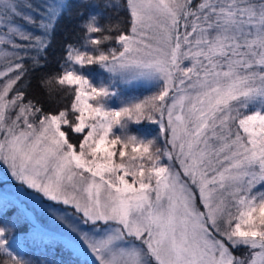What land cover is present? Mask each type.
I'll return each mask as SVG.
<instances>
[{
	"label": "snow or ice",
	"instance_id": "6c2138e0",
	"mask_svg": "<svg viewBox=\"0 0 264 264\" xmlns=\"http://www.w3.org/2000/svg\"><path fill=\"white\" fill-rule=\"evenodd\" d=\"M72 7L0 0V165L20 184L25 243L71 257L35 264H264V0H82L59 71L40 78L70 106L10 97ZM45 199L87 230L38 212ZM3 223L0 264H33Z\"/></svg>",
	"mask_w": 264,
	"mask_h": 264
},
{
	"label": "trees",
	"instance_id": "16d2710c",
	"mask_svg": "<svg viewBox=\"0 0 264 264\" xmlns=\"http://www.w3.org/2000/svg\"><path fill=\"white\" fill-rule=\"evenodd\" d=\"M33 2L38 4L41 2V0H33ZM121 2H123V0H121ZM71 3L73 5L71 10L72 18H69V16L65 15L61 19L52 40V44L47 49V61L43 62L45 63V66L42 68H37L34 71H30L26 78H23L21 81L17 82L13 91L11 92V94L14 95L16 89L25 91V100L32 99L34 102L39 101L45 111H50L52 113H55L66 106H70L72 96L70 94L65 95L60 89V86L55 83L42 87L40 78L59 71L58 61L63 55L62 46L66 41H72L76 38L75 32L78 30L75 28L77 22L75 14L77 9L82 6V0H71ZM112 15L113 19L115 20L117 18L116 14L113 12ZM125 15L126 14L124 12H121L119 14V18H123ZM32 30L39 34V30L37 28L33 27ZM46 88L51 90V99L49 97V92L46 91ZM78 138L79 134H76L71 139L73 142H75ZM27 230L28 223L25 219L23 225L16 233L18 235L19 245L28 247V250L31 253H37L40 256L39 259L51 260L52 256L55 255L60 259V261H62L59 255L61 250L59 245H51L46 247L43 244L25 243V236L23 234ZM244 251L245 250L242 248L237 249L235 250V255L240 256ZM0 259H6V257L0 254Z\"/></svg>",
	"mask_w": 264,
	"mask_h": 264
},
{
	"label": "rangeland",
	"instance_id": "374dc122",
	"mask_svg": "<svg viewBox=\"0 0 264 264\" xmlns=\"http://www.w3.org/2000/svg\"><path fill=\"white\" fill-rule=\"evenodd\" d=\"M9 75H12L11 73ZM3 83V79H0V84ZM137 95H140L141 97L149 95L150 91L146 90L144 88H141L137 93ZM9 96L11 97V92L9 93ZM153 128L155 126H152ZM155 135V132L152 133ZM20 184L18 181H15L14 178L11 177V173L7 170L6 165H0V193H3L7 196V202L3 198H0V226H4L3 222H10L18 224V228L15 229V232L17 233L19 228L23 225L25 218L21 216L18 212V209L13 206L12 201L15 199V193L19 189ZM30 191V190H29ZM51 204L53 207L57 208L60 213H67L68 220L71 223L79 224L80 227L87 230V226L82 223V214L77 213L73 206H66L62 203L57 204L56 202L47 201L46 199L36 205L38 212H43V210ZM46 222L51 226V228L57 232V233H67L69 230L66 228L64 224H62L60 221L56 220L55 217L48 218L45 217ZM18 238V235H17ZM17 251L20 253V255L24 259H30L33 261V264H35V261L40 260L43 261V259H39L40 256L33 252H29L28 247H24L19 245V243L16 246ZM241 249V248H240ZM243 249V248H242ZM59 255L62 259V261H69L70 260V253L66 250H63L61 247V250L59 252ZM54 261L59 262L60 259L57 258L55 255L52 256V259Z\"/></svg>",
	"mask_w": 264,
	"mask_h": 264
}]
</instances>
